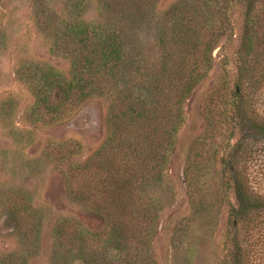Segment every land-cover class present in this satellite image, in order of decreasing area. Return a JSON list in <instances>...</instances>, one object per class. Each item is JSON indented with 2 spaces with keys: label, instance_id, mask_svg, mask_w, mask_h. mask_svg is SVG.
Wrapping results in <instances>:
<instances>
[{
  "label": "rangeland",
  "instance_id": "obj_1",
  "mask_svg": "<svg viewBox=\"0 0 264 264\" xmlns=\"http://www.w3.org/2000/svg\"><path fill=\"white\" fill-rule=\"evenodd\" d=\"M71 2L69 6L65 0L46 2L47 11L56 17V25L64 27L79 20L92 23L90 31L108 32L96 34L86 52L77 51L76 45L64 46L62 53L55 52L54 37L37 27L33 19V0H0V261L84 264L78 248L68 250L70 235V241L60 235L65 220L69 222L67 234H96L99 260L113 257L118 252L116 246L105 247L109 225L95 214L94 208L85 206L87 182L94 180L104 197L109 183L121 185V193L130 196L125 200L132 197L136 209L142 205L148 215L140 228V217L132 222L130 211L120 210L125 212L120 217L129 222V237L121 240L131 249L130 262L222 264L229 213L225 200L234 201V191L223 186L225 175L220 159L226 157L237 138L228 140L226 123L220 131L211 130L204 114L210 108L217 115L215 109L220 101L216 97L211 103L209 96L223 71V58L230 57L227 70L231 75L236 69L233 52L239 47L244 24L241 4H231L229 22L224 26L220 22L223 0H152L147 14L153 19L138 18L133 7L125 10L133 13L131 21L127 17L122 20L125 12L119 8L100 12L102 4L98 6L94 0H79V7L72 12L75 1ZM180 14L200 22L202 41L215 40L211 52L208 48L199 53L211 56L213 66L189 91L185 84H172L174 73L168 72L170 77L163 81L164 93L156 104L163 113L159 123L146 118L139 125L119 120L115 127L102 96L95 94L80 104L63 106L58 84L54 90L46 87L44 72L54 70L65 80L70 79L74 62L87 55L96 69L93 77L99 79V60L107 39L121 44L124 61L128 54L142 58V64L147 62L151 68L159 67L163 57L173 52L172 41L161 36L160 29L169 25L164 23L166 18ZM162 24L165 25L161 27ZM221 32L224 34L218 37ZM106 61L105 58V64ZM31 72L36 76L33 74L29 80ZM115 81L117 95L126 93L121 96L125 101L116 102L117 113L131 105L140 111V99L150 100L143 89L152 81L143 89L133 85V92L123 85L120 75ZM155 126L165 137H157L159 147L155 148L152 138L156 135L144 137V152V142L138 140L136 129L139 127L146 135ZM141 172L146 177L144 183L138 177ZM94 191L93 188L89 195L92 198ZM74 192L78 193L76 200ZM84 236V242L89 243ZM74 240V247L81 242Z\"/></svg>",
  "mask_w": 264,
  "mask_h": 264
},
{
  "label": "trees",
  "instance_id": "obj_2",
  "mask_svg": "<svg viewBox=\"0 0 264 264\" xmlns=\"http://www.w3.org/2000/svg\"><path fill=\"white\" fill-rule=\"evenodd\" d=\"M51 1L54 0H33V19L37 27L54 37L53 50L55 52L62 53L64 46L67 45H76L77 51L82 50L86 52L90 40L96 34L99 36H101L100 34H108L104 30L100 32L96 29L90 31L92 23L87 24L79 20L68 23L64 27L56 25V17L54 18L49 14L46 8L48 7L46 2ZM71 1H75V6L72 9V12H74V9L79 7V0H65V4L69 6L72 3ZM94 2L98 6L102 4L101 7H98L100 12H113L117 8L125 12V10L135 7L134 10H137L139 14L138 18L142 16L143 19H153L151 14H147L149 6H152V0H148V2L147 0H94ZM223 2L222 19L220 22L222 21L225 26L229 22L228 9L231 7V4L240 3L244 24L241 30L239 47L233 52L236 69L232 75L229 73L227 65L229 64L230 57L225 56L221 64L223 71L218 74L217 85L209 96L211 103L217 97V101H220V105L223 104V107H220V105L217 107L219 113L217 108L215 109L217 115H214V112H211L212 109L210 108L204 114V119L211 126V130L217 129V131H220L226 123L228 125L227 128H229L227 134L228 140L234 136L237 138L231 150L226 154V157L222 156L220 159L225 175L223 186L232 188L234 191V201L225 200V203L229 207V213L227 218L228 224L222 241V249L224 251L222 264H264V0H223ZM143 11L146 12L142 13ZM122 14V20L126 17L129 21L133 19L132 12L127 11ZM170 16L164 21V23L169 25L166 28L160 29L163 30L160 35L168 37L169 41H172L173 50H171L173 52L171 55L163 57L158 65L159 67L151 68L147 66V62L144 63L146 65L142 64V58L132 57L128 54L125 56L124 61L122 52L120 51L121 44L119 46L116 40L107 39L104 42L103 46L105 48L104 50L102 48V56L99 60V68L101 70L98 71L101 74L99 79L93 77L94 71H96L95 67H92L94 66V62L91 63L89 55L86 54L87 56L78 57L77 62H74L75 65L70 79L65 80L54 70L44 72L42 75L47 84L46 87L49 88L58 84L57 88L61 91L63 106L72 102L80 104L95 94H98L100 97L102 96L109 107V115L112 123L116 125L115 127H117L119 120H127L130 123L136 122L139 125L146 118L147 121H153L152 123H159V117L163 113L156 104L159 96L164 93L163 83L167 80V76L170 77L169 74L174 73L171 80L172 84H185L188 86L187 89L189 91L193 84L208 75L213 66L211 56L199 54L203 49L207 51L208 48L211 52V44L215 42V40L210 39L206 41L201 40L203 35L200 22L193 21L187 14ZM170 18H173V22L170 21ZM164 25L162 24L161 27ZM123 30L127 31L126 28ZM223 32L218 37L222 36ZM105 58L107 60L106 64ZM153 70L155 72H152ZM33 74L36 76L35 72L29 73V80H32ZM118 75L123 79V85H127L131 92L136 91L133 85L137 87V90L138 88L143 89L142 86L145 83H151L152 81L149 86H144L146 87V89H143L144 95L150 100L140 99L141 106L138 105L140 111L135 110L131 105L126 111L117 113L116 102L119 99L121 102L122 100L125 101L121 96L126 94L122 95L120 93L117 95L115 91L118 88L116 85L118 79L115 81ZM152 102L154 104H151ZM54 109L51 108V112L56 113V109ZM164 119L167 118L165 117ZM164 119L162 122L165 125ZM136 130L137 138H140L138 140L140 143L144 142V152L146 143L144 137L156 135L155 139L152 138L155 141L154 148L159 147V144L156 142L157 137H165L162 130L158 131L156 126L146 131V135L145 131L139 129V127ZM88 167L93 168L91 165ZM85 171L86 175H88L89 171ZM226 176H228L227 179ZM138 177L143 179L142 183H144L146 177L142 172L138 174ZM114 184L112 181L104 190L106 193L105 197L101 186L95 183L94 180H91L90 183L87 182L88 197H85L80 192L82 197H85V206L92 208V210L94 208L95 214L101 217L106 225H109L110 235L105 241V247L116 246L115 248H117L118 252L113 257L109 255L106 258L104 256V258H101L102 260H99L97 257L99 254L97 252L98 238L95 233L78 231V235L75 232L67 234L69 222L65 220L61 224L60 235L65 240L70 235L71 245L68 250L69 252H73L75 248H78L81 263H139L137 259L134 262H130L131 259L128 257L131 249H128L126 244L121 240L129 237L127 236L129 228L127 224L129 222L126 217H120L125 214V212L120 210L126 211L127 208L132 215L129 216V220L132 222L133 220L137 221L140 217V228L143 227V219L148 217V215L144 213L142 205L140 209H136L137 204L135 203L136 206H134L132 197L125 200V197L130 196L121 193L122 191L119 190L121 185L117 184L115 187ZM123 186L127 189L130 188L128 184H124ZM93 188L95 189V194L92 198L89 195ZM82 192L84 193L85 190H82ZM74 196L73 198L76 200L78 193L74 192ZM111 206L112 211L110 209ZM204 206L202 204L203 209L205 208ZM84 234L87 235L89 243L84 242ZM79 237L82 239H78ZM72 238L81 242L74 247L75 243L73 242L75 240ZM16 263L0 261V264Z\"/></svg>",
  "mask_w": 264,
  "mask_h": 264
}]
</instances>
